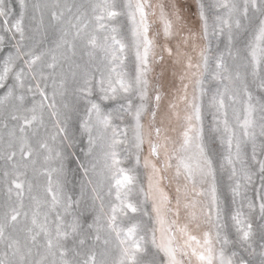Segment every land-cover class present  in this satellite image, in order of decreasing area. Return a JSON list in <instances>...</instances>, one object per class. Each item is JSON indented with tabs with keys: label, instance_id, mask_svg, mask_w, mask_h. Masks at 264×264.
<instances>
[{
	"label": "snow or ice",
	"instance_id": "6c2138e0",
	"mask_svg": "<svg viewBox=\"0 0 264 264\" xmlns=\"http://www.w3.org/2000/svg\"><path fill=\"white\" fill-rule=\"evenodd\" d=\"M0 264H264V0H0Z\"/></svg>",
	"mask_w": 264,
	"mask_h": 264
}]
</instances>
